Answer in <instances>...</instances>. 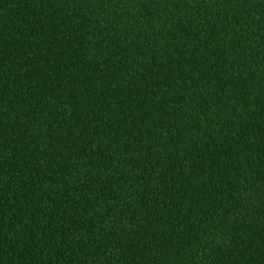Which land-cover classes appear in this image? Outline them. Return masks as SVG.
Masks as SVG:
<instances>
[{
    "label": "trees",
    "instance_id": "trees-1",
    "mask_svg": "<svg viewBox=\"0 0 264 264\" xmlns=\"http://www.w3.org/2000/svg\"><path fill=\"white\" fill-rule=\"evenodd\" d=\"M0 264H264V0H0Z\"/></svg>",
    "mask_w": 264,
    "mask_h": 264
}]
</instances>
